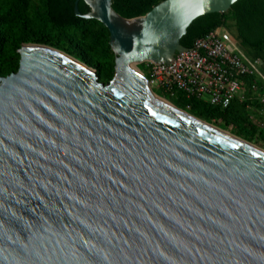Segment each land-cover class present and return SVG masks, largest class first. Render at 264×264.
<instances>
[{"label":"water","instance_id":"1","mask_svg":"<svg viewBox=\"0 0 264 264\" xmlns=\"http://www.w3.org/2000/svg\"><path fill=\"white\" fill-rule=\"evenodd\" d=\"M76 1L109 30L115 76L23 44L0 78V264H264V153L169 107L135 71L195 50L180 44L191 24L239 0L133 17Z\"/></svg>","mask_w":264,"mask_h":264},{"label":"trees","instance_id":"2","mask_svg":"<svg viewBox=\"0 0 264 264\" xmlns=\"http://www.w3.org/2000/svg\"><path fill=\"white\" fill-rule=\"evenodd\" d=\"M166 0H113L112 7L120 14L133 17L148 14ZM75 0H0V77L19 69L23 44L53 47L93 69L100 83L109 84L115 76L116 56L110 49V32L95 19H79L73 13ZM79 12H88V5L77 0ZM234 22L236 39L247 54L264 62V0H239L229 12L210 14L195 20L180 41L184 49H192L198 39L223 29ZM143 72L145 64L140 65ZM248 86L250 82L247 81ZM161 94V93H160ZM166 97V96H165ZM169 99V97H166ZM180 110L207 123L223 128L247 142L258 141L264 148V131L250 122L246 103L235 101L221 109L181 95L169 99Z\"/></svg>","mask_w":264,"mask_h":264},{"label":"built area","instance_id":"3","mask_svg":"<svg viewBox=\"0 0 264 264\" xmlns=\"http://www.w3.org/2000/svg\"><path fill=\"white\" fill-rule=\"evenodd\" d=\"M193 48L177 53L171 65L144 63L152 88L169 99L181 95L221 109L235 101L246 103L250 122L264 131L262 60L248 58L223 29L198 39Z\"/></svg>","mask_w":264,"mask_h":264},{"label":"rangeland","instance_id":"4","mask_svg":"<svg viewBox=\"0 0 264 264\" xmlns=\"http://www.w3.org/2000/svg\"><path fill=\"white\" fill-rule=\"evenodd\" d=\"M223 30L226 32V33H228L230 36H232L233 38H235L236 39V31H235V29H234V22L232 21V20H229L228 22H227V26L225 27V28H223ZM237 40V39H236ZM238 41V40H237ZM239 42V41H238ZM239 44H240V42H239ZM42 46H45V45H42ZM240 46H241V44H240ZM47 47H49V48H51V49H54V50H57V49H55V48H53V47H50V46H47ZM241 48H242V50H244V48L241 46ZM58 51H60V50H58ZM245 51V50H244ZM60 52H62V51H60ZM64 53V52H63ZM245 53L247 54V52L245 51ZM66 54V53H65ZM68 55V54H67ZM248 55V54H247ZM248 58H251L249 55H248ZM254 59V58H253ZM262 60V59H261ZM262 62H263V60H262ZM135 71L136 72H138L142 77H144L146 80H147V76H146V73L145 72H143V70H142V68L140 67V65L139 66H137L136 67V69H135ZM263 73H264V62H263ZM147 82H148V80H147ZM149 83V82H148ZM150 85V84H149ZM151 86V85H150ZM151 90H152V92L160 99V100H162V101H164L167 105L168 104H170V105H172V106H174L173 104H172V102L169 100V99H167L164 95H162V94H160L159 92H157V91H155V89H153L152 88V86H151ZM170 105H168L169 107H171ZM175 107V106H174ZM171 108H173V107H171ZM175 108H177V107H175ZM174 109V108H173ZM178 109V108H177ZM176 110V109H175ZM181 111H183V110H181ZM183 112H185V113H188L187 111H183ZM189 114V113H188ZM196 118V117H195ZM208 124H210V125H212L214 128H216L217 130H219V131H221L223 134H225V135H228L229 137H231L232 138V136L231 135H233V136H235V137H237L236 135H234V133H233V127L231 126V127H229V128H223L222 126H220V125H218V124H215V123H208ZM219 128V129H218ZM231 134V135H230ZM239 138V137H238ZM241 139V138H240ZM250 143V142H249ZM252 144V145H251ZM250 146H252L254 149H262V150H264V148L262 147V145H261V143H259L258 141H254V142H251L250 144H249ZM255 146V147H254ZM257 147V148H256Z\"/></svg>","mask_w":264,"mask_h":264},{"label":"bare ground","instance_id":"5","mask_svg":"<svg viewBox=\"0 0 264 264\" xmlns=\"http://www.w3.org/2000/svg\"><path fill=\"white\" fill-rule=\"evenodd\" d=\"M43 48V47H42ZM45 49H48V48H45ZM49 50V49H48ZM52 51V50H51ZM58 53V52H57ZM58 54H61V55H64V56H66V57H68L67 55H65V54H63V53H58ZM68 58H70V57H68ZM74 60V59H73ZM76 61V60H75ZM78 62V61H77ZM80 63V62H79ZM189 117H191V116H189ZM191 118H193V117H191ZM193 119H195V118H193ZM195 120H197V119H195ZM198 121V120H197ZM199 122H201V121H199ZM201 123H203V124H205V125H207V126H209V127H211V128H213V129H215V130H217L216 128H214L212 125H210V124H208V123H204V122H201ZM219 129V128H218ZM217 131H219V130H217ZM219 132H221V131H219ZM222 133V132H221ZM231 135V134H230ZM228 136V135H227ZM232 136V138L233 139H235V140H237V141H239V142H241V143H243V144H245V145H247V146H250L249 145V143H247V142H245L244 140H242V139H240V138H238V137H235V136H233V135H231ZM252 145V144H251ZM250 147H252V146H250ZM255 147V146H254ZM253 148V147H252ZM257 148V147H256ZM256 150H258V151H260V152H262V153H264V150H262V149H256Z\"/></svg>","mask_w":264,"mask_h":264},{"label":"flooded vegetation","instance_id":"6","mask_svg":"<svg viewBox=\"0 0 264 264\" xmlns=\"http://www.w3.org/2000/svg\"><path fill=\"white\" fill-rule=\"evenodd\" d=\"M11 75V74H10ZM7 77V76H6ZM1 78V77H0Z\"/></svg>","mask_w":264,"mask_h":264}]
</instances>
